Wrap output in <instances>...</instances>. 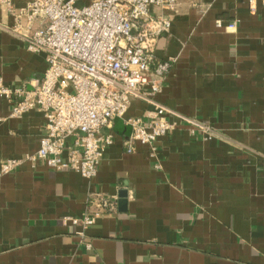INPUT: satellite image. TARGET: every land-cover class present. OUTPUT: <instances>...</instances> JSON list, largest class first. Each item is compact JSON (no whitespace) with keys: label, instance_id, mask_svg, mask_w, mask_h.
<instances>
[{"label":"crops","instance_id":"crops-1","mask_svg":"<svg viewBox=\"0 0 264 264\" xmlns=\"http://www.w3.org/2000/svg\"><path fill=\"white\" fill-rule=\"evenodd\" d=\"M30 1L0 4V79L11 88L33 89L47 67L23 37ZM161 14L172 23L156 36L155 61L172 63L155 99L213 137L178 121L154 151L136 142L128 152L127 118L148 121L156 110L137 98L114 119L94 178L23 162L0 177V264H264V5L178 0L175 14L150 8L151 29ZM12 107L0 97V164L37 151L46 132L43 112L13 116ZM74 145L68 136L67 149ZM91 190L117 196L116 209L75 225L69 217L89 209Z\"/></svg>","mask_w":264,"mask_h":264},{"label":"built area","instance_id":"built-area-1","mask_svg":"<svg viewBox=\"0 0 264 264\" xmlns=\"http://www.w3.org/2000/svg\"><path fill=\"white\" fill-rule=\"evenodd\" d=\"M251 11L264 0H248ZM11 6L12 0H0ZM178 12V0H32L24 13L29 32L24 34L29 51L44 53L47 67L33 89L7 87L0 79V97L12 103V115L39 110L47 119L37 151L9 158L0 164V177L23 162L42 161L55 170H71L86 179L94 178L107 148L114 142L116 117H124L134 99L155 106V115L128 117L131 135L125 140L128 152L139 142L155 150L158 139L184 121L213 137V130L197 119L161 103L155 96L169 71L172 59L155 61L157 34L170 28L172 19L161 16L155 29L148 24L150 8ZM35 20L46 24L32 27ZM222 27V20H217ZM231 23L227 27L235 28ZM14 32H19L16 26ZM171 115L175 119L169 120ZM75 145L67 149V137ZM68 151V154L65 152ZM66 154V155H65ZM118 197L91 190L89 209L81 217H69L75 225L88 227L116 209Z\"/></svg>","mask_w":264,"mask_h":264},{"label":"water","instance_id":"water-1","mask_svg":"<svg viewBox=\"0 0 264 264\" xmlns=\"http://www.w3.org/2000/svg\"><path fill=\"white\" fill-rule=\"evenodd\" d=\"M119 196H120L119 204L120 205L125 204L127 202V192L125 190H122L119 192Z\"/></svg>","mask_w":264,"mask_h":264}]
</instances>
